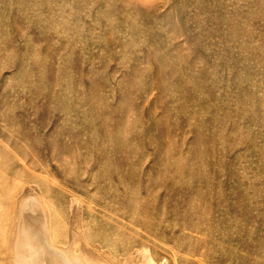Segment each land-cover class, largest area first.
<instances>
[{
	"label": "rangeland",
	"instance_id": "374dc122",
	"mask_svg": "<svg viewBox=\"0 0 264 264\" xmlns=\"http://www.w3.org/2000/svg\"><path fill=\"white\" fill-rule=\"evenodd\" d=\"M29 190L75 253L264 264V0H0V264Z\"/></svg>",
	"mask_w": 264,
	"mask_h": 264
},
{
	"label": "bare ground",
	"instance_id": "6f19581e",
	"mask_svg": "<svg viewBox=\"0 0 264 264\" xmlns=\"http://www.w3.org/2000/svg\"><path fill=\"white\" fill-rule=\"evenodd\" d=\"M51 221L43 199L37 191L29 190L18 203L8 235V264H109L83 244L78 253L74 252L75 243L84 241L77 230H72L67 247L55 243Z\"/></svg>",
	"mask_w": 264,
	"mask_h": 264
},
{
	"label": "crops",
	"instance_id": "0c3cea01",
	"mask_svg": "<svg viewBox=\"0 0 264 264\" xmlns=\"http://www.w3.org/2000/svg\"><path fill=\"white\" fill-rule=\"evenodd\" d=\"M92 238H93V236H92ZM94 239L96 240L97 243H100L102 245L103 241L101 239H98V237H96V236H94ZM85 240L87 242H89L86 239V237H85ZM104 246H106V248L108 249V251L113 256H116V257L115 258L114 257H107V256H105V254L104 255L103 254L101 255V254L95 253V251H93V252L95 254L99 255L101 257V259L108 260L109 261V264H122V263L126 262V260L132 259L131 256L129 255V251L126 252L128 250V247H127L126 244H124V242H122L119 245L118 244V240H117V242H113V243L111 242V243H108V244H104ZM85 249H87L86 245H85ZM102 249H104V247H102ZM90 250H91V248H90ZM90 252L93 253L92 251H90ZM125 254H127L126 255L127 257L125 256ZM123 256H125V257H123ZM123 260H125V261H123ZM131 263L133 264V261H131Z\"/></svg>",
	"mask_w": 264,
	"mask_h": 264
}]
</instances>
